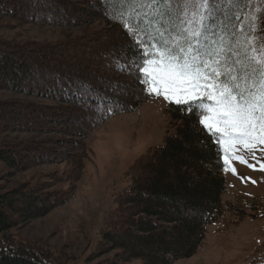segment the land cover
<instances>
[{
	"label": "trees",
	"instance_id": "obj_1",
	"mask_svg": "<svg viewBox=\"0 0 264 264\" xmlns=\"http://www.w3.org/2000/svg\"><path fill=\"white\" fill-rule=\"evenodd\" d=\"M111 7L132 9L118 2ZM181 7L175 2L136 5L127 17L138 30L134 41L121 22L105 14L104 0H0V28L14 23L75 28L104 22L93 34L58 42L0 38V92L57 102L0 100V264H72L63 249L23 240L10 231L20 220L67 204L92 159L87 138L113 116L138 110L155 96L141 92L145 85L135 71L120 70L116 62L128 66L160 33L169 40L185 35L184 29L194 25L186 23L192 17L183 15ZM204 23L209 50L223 49L218 57L222 64L239 68V59L251 72L258 65L248 58L264 59V0H217L215 14ZM188 107L168 103L164 144L150 148L124 174L128 185L115 195V206L104 218L96 255L118 252L100 264L133 259L173 264L197 253L213 223L228 226L248 216L264 220V198H253L248 207L224 200L223 149L199 123L203 110ZM45 164L68 168L41 181L8 186L15 175ZM65 181L68 187L59 188ZM263 248L245 264H264Z\"/></svg>",
	"mask_w": 264,
	"mask_h": 264
},
{
	"label": "rangeland",
	"instance_id": "obj_2",
	"mask_svg": "<svg viewBox=\"0 0 264 264\" xmlns=\"http://www.w3.org/2000/svg\"><path fill=\"white\" fill-rule=\"evenodd\" d=\"M103 25L101 20L75 28L14 23L12 28H0V38L16 42H58L88 36ZM1 99L44 105L57 103L48 98L27 97L12 92H0ZM169 102L163 96H154L138 110L115 115L96 128L86 140L92 150V159L86 162L74 197L41 217L20 220L19 226L10 233L55 250L63 249L73 259L72 264H100L104 258L117 253L96 255L104 218L115 206V195L127 187L123 176L130 166L150 148L164 144L167 125L164 110ZM237 147V154L243 156L247 163L230 157L231 166L236 171L226 165L228 191L223 198L248 207L253 198H264V147L257 146L251 150L242 145ZM66 168V164L41 165L15 175L8 186L30 179L41 181L48 173L63 172ZM58 187L66 189L68 182ZM226 219H231V216L227 214ZM262 247L264 220L248 216L238 224L228 226L216 222L208 227L205 240L194 256L173 264H245ZM141 262L133 259L118 264Z\"/></svg>",
	"mask_w": 264,
	"mask_h": 264
},
{
	"label": "snow or ice",
	"instance_id": "obj_3",
	"mask_svg": "<svg viewBox=\"0 0 264 264\" xmlns=\"http://www.w3.org/2000/svg\"><path fill=\"white\" fill-rule=\"evenodd\" d=\"M114 2L131 5L132 9L125 7L117 11L111 7ZM174 2L182 6L183 15L192 17L186 23L194 27L185 28V35L172 40L164 38V33H160V39L152 37L154 43L146 45L128 66L117 61V68L135 71L137 79L145 85L141 92L188 105L185 110L192 107L203 110L199 123L216 136L224 152V163L235 172L231 159L247 163L237 154V146L251 150L258 144L264 145V59L249 57L250 63L258 65L249 72L248 65L239 59L235 61L239 68L222 64L218 57L223 49L209 50L210 35L204 22L215 14L217 0H104L105 14L121 22L135 41L138 30L127 20L135 6ZM141 72L143 77L139 75Z\"/></svg>",
	"mask_w": 264,
	"mask_h": 264
}]
</instances>
